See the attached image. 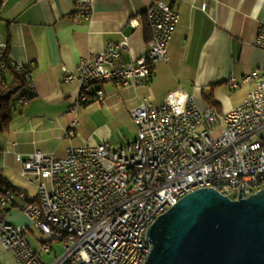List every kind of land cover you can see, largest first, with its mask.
<instances>
[{"label":"built area","instance_id":"1","mask_svg":"<svg viewBox=\"0 0 264 264\" xmlns=\"http://www.w3.org/2000/svg\"><path fill=\"white\" fill-rule=\"evenodd\" d=\"M94 6L95 0H75V14L90 19ZM146 15L152 37L142 56L123 60L130 46L126 35L82 58L75 69L63 68L64 81L79 85L68 112L74 114L68 136L78 124L77 107L103 99V84L136 89L152 79L158 62L168 59L180 13L168 0H154ZM256 45L264 48V25ZM9 64L26 70L12 60L8 43L0 41V79ZM242 82L254 87L226 113L201 109L191 92L179 88L160 105L144 101L135 107L137 137L120 147L104 142L71 146L63 157L39 150L28 158L18 155L23 173L33 176L29 181L38 199L0 187V245L17 264H144L153 220L185 193L210 187L237 200L264 189V64ZM242 82L232 74L228 85L236 88ZM29 99L24 94L19 103ZM11 205L23 211L29 225L7 221ZM32 231L46 235L39 238L38 249L29 241Z\"/></svg>","mask_w":264,"mask_h":264},{"label":"crops","instance_id":"2","mask_svg":"<svg viewBox=\"0 0 264 264\" xmlns=\"http://www.w3.org/2000/svg\"><path fill=\"white\" fill-rule=\"evenodd\" d=\"M153 1L95 0L91 18L85 19L75 14V0H0V41L8 43L15 63L28 66L33 81L11 104L9 127L0 134V171L30 199H38L37 187L29 181L32 174L23 173L18 155L28 158L39 150L63 157L71 146L104 142L120 147L137 137L132 110L144 101L160 105L179 88L191 92L201 109L213 107L222 113L250 94L254 84L242 79L264 64V48L256 45L264 25V0H168L180 13L168 59L158 62L152 79L136 89L103 84V99L77 107L78 124L68 136L74 116L68 112L79 85L64 81L63 68L75 69L82 58L126 35L130 46L123 60L145 54L152 37L146 11ZM232 74L242 82L236 88L228 85ZM25 93L31 97L21 105ZM8 211L13 223L29 225L17 205ZM29 241L39 248L33 237ZM0 262L17 264L2 245Z\"/></svg>","mask_w":264,"mask_h":264},{"label":"water","instance_id":"3","mask_svg":"<svg viewBox=\"0 0 264 264\" xmlns=\"http://www.w3.org/2000/svg\"><path fill=\"white\" fill-rule=\"evenodd\" d=\"M148 237L145 264H264V189L237 200L197 189L160 215Z\"/></svg>","mask_w":264,"mask_h":264},{"label":"trees","instance_id":"4","mask_svg":"<svg viewBox=\"0 0 264 264\" xmlns=\"http://www.w3.org/2000/svg\"><path fill=\"white\" fill-rule=\"evenodd\" d=\"M9 76H11V78H9ZM31 79L32 72L28 66H26L25 71H19L11 64H9L6 74L0 79V134L9 127L12 118V102L20 91L30 86ZM25 94L31 97L30 93ZM0 187H10L17 190L6 179L2 171H0Z\"/></svg>","mask_w":264,"mask_h":264},{"label":"rangeland","instance_id":"5","mask_svg":"<svg viewBox=\"0 0 264 264\" xmlns=\"http://www.w3.org/2000/svg\"><path fill=\"white\" fill-rule=\"evenodd\" d=\"M15 210V209H14ZM21 210V209H20ZM22 211V210H21ZM23 212V211H22ZM8 214H9V211L7 212V216H8ZM7 221L8 222H11V223H13L8 217H7ZM13 224H15V223H13ZM40 234V233H39ZM39 234L38 233H29V237H33V240L34 241H36V243H38V245H39V247L41 246V243H40V240L39 239H37V238H40V237H44L45 238V234L44 233H42V234H40V237H39ZM51 254H53V253H51Z\"/></svg>","mask_w":264,"mask_h":264},{"label":"bare ground","instance_id":"6","mask_svg":"<svg viewBox=\"0 0 264 264\" xmlns=\"http://www.w3.org/2000/svg\"><path fill=\"white\" fill-rule=\"evenodd\" d=\"M188 193H185V195H187ZM156 219L153 220L152 224L155 222ZM148 245L149 246V249H148V254H147V259L149 257V255L151 254L152 250H153V243L152 241L150 240V238L148 237ZM147 259L145 260L144 264L146 263Z\"/></svg>","mask_w":264,"mask_h":264}]
</instances>
